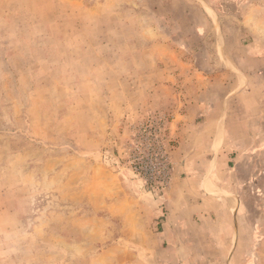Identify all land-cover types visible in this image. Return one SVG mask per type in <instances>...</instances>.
I'll return each instance as SVG.
<instances>
[{"label": "rangeland", "instance_id": "obj_1", "mask_svg": "<svg viewBox=\"0 0 264 264\" xmlns=\"http://www.w3.org/2000/svg\"><path fill=\"white\" fill-rule=\"evenodd\" d=\"M0 264H264V0H0Z\"/></svg>", "mask_w": 264, "mask_h": 264}]
</instances>
